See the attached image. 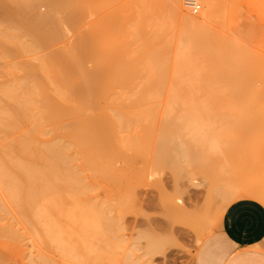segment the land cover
<instances>
[{"label": "bare ground", "instance_id": "obj_1", "mask_svg": "<svg viewBox=\"0 0 264 264\" xmlns=\"http://www.w3.org/2000/svg\"><path fill=\"white\" fill-rule=\"evenodd\" d=\"M201 1L205 8L204 17L215 22V26H218L219 28H217L221 29V32L219 30L218 32L216 27L217 32H214L215 30L213 31V28L209 26H199L186 36L184 35L179 43L173 45L169 37V27L156 25L153 32L148 35L145 34V36L142 35L141 29L153 22L151 9L152 11H154L153 8L161 9L166 7L167 3L171 4V9L182 19H188V14L183 10L181 0H0L2 16L0 18V44L13 46V50L15 49L14 51L17 53L13 52L15 55L38 56L42 48L46 49L49 44L62 38L64 28L72 29L71 31L74 30L80 35L84 31V26L86 29L89 28L88 34L80 36L76 40L77 42L66 50L57 51L58 53L55 52V54L47 55L44 58L39 55L42 59L38 57L40 60L37 59V62L27 63L25 61L27 63L25 65L27 76L23 81L0 85V103L3 104L0 105V107L3 106L0 108V132H4L5 137L10 139L6 144L0 143V190L7 194L5 196L8 197L11 205L15 206V211L17 210V213L28 221V227H33V233L46 244L48 241L52 242L60 254L72 260L73 264H95V261H101V257H98L100 252L99 256L102 254L103 260L110 256L107 245H105L106 250L108 249L106 255H109L104 257L103 249L96 250L95 248L92 253L91 246L85 243L87 240L84 241L85 236L88 235L90 239L94 232L93 236L98 235L97 232L101 235V225L97 224V220L100 223L101 219L100 210H97L98 206L92 203V198L88 195V192L89 194L94 192V188L84 184L83 177L80 175L81 171L82 174L84 170H87L85 173L89 171L88 177L91 174L93 176L100 174L106 182L112 183V181H108V178L112 176L107 170L111 161L104 155L103 146L105 144L112 143L119 151L120 143L133 144L134 146V143L139 141L142 144L141 138H145L143 141L146 142L150 134L152 136L157 135L155 139L157 142L154 140V144L156 143L155 150H163L166 147L164 150L167 151L168 147L162 145L163 148H161V144H166L168 138L170 142L174 138L175 130L179 129L178 127L181 128V125L186 121L183 118L180 121L175 120L173 117L175 114H166L170 117V121L171 118H174V123L171 121L169 124L168 120L165 121L168 117L166 115V118L162 119L167 124L166 127L163 126L166 124L160 121L164 129H168L169 125L174 124L172 127L175 129L170 126L175 131L173 134L167 133L170 129H161L163 134L167 133L166 136L164 134L166 139L160 133L162 138L158 139L160 141L157 140L160 136L159 126L161 125L157 126V130H159L157 134L148 131H146V135L127 133L132 127L145 125L147 129L146 125H153L154 117L151 116L150 111L154 109V105L156 106L161 101V95H169L170 97L176 94H199L200 96L201 94H217L222 87L229 92L240 91L243 88H251L252 86L249 85L253 79L264 80V39L258 42L257 49L256 47L253 48L256 50H252L250 46L245 45L246 41L243 40L245 35H237L241 30L237 32L238 28H233L234 30L231 28V24L234 26L235 23L240 22L235 21L238 17L233 10H230L228 6L219 9L216 0ZM41 3L48 8V11L42 12L43 14H40V11V13L36 12V7ZM92 16H94L93 21L87 24V19ZM230 20L232 22L229 24ZM245 22L249 23L247 20ZM240 26L239 28L243 27V24ZM125 39L127 41L123 43L122 40ZM240 39L245 42H241ZM95 48L100 49L95 50ZM90 60L95 64L92 71L86 68V62L89 63ZM10 66L12 65L10 64ZM168 69L181 74L180 76H183L182 79L184 80L176 88L163 91L158 89V85L165 82L164 78ZM142 70L145 71V77L141 76L143 75L141 74ZM111 72L122 74L125 77L124 85H116L111 78ZM139 74H141L140 77L145 78L141 84L147 86L145 89L132 90L131 86L139 85L136 83ZM36 75L41 78L38 79ZM153 75L157 77H150ZM252 90L256 96H264V85L260 88L252 87ZM189 95H184V98ZM181 98L172 99L173 101L171 98L167 99L169 103L177 104L182 102L183 97ZM188 101L191 102V106L193 103H195V107L198 106L197 100L188 99ZM188 101L185 99L184 103L182 102L183 105H187ZM164 103H167L170 110L174 105L172 104L170 107L166 100ZM182 103H180L181 106ZM206 105H204L205 107L201 106L204 111ZM174 110L177 113L176 109ZM93 111L94 113L97 112L98 115L95 119H90L91 115L89 116L88 112L93 113ZM186 113L188 115L189 111ZM198 114L196 117L199 118L200 115L198 116ZM194 119L196 121V118ZM194 121L191 120V122ZM186 124L188 125V123ZM192 124L190 123V126ZM187 125L183 126L188 127ZM183 130L182 133H185ZM135 131L137 132V130ZM142 131L144 133L143 129ZM169 134L173 137H167ZM180 134L177 136L180 137ZM187 134L185 135L187 136ZM152 138L150 136L148 141ZM182 139L184 140V138ZM177 145L180 146L179 143ZM133 146L130 148L139 149L138 145ZM195 146L197 145L195 144ZM162 150H160L164 152L162 154H165L166 151ZM183 150L185 149L183 148ZM168 154H170L169 151ZM171 157L168 158V161H171ZM186 159H183V162ZM100 161L104 163V166ZM163 163H165L164 160ZM110 178L112 179V177ZM93 180L96 181V179ZM124 183L122 184L124 185ZM88 187H91L92 191ZM85 195L88 201L84 200L83 196ZM65 199L72 201L73 205L71 209L64 212L62 204ZM172 202L174 203V201ZM175 205L179 208L176 202ZM175 205L172 204L169 212L176 213V209L178 213L187 212L184 210L185 207L182 210L181 205V208L176 207L174 211ZM65 208L68 207L65 206ZM180 209L182 212L178 211ZM173 216L174 214H172ZM60 219H65L72 224V233L66 231L67 227L64 229V226L59 225L58 222L60 221L58 220ZM203 221L201 223H204ZM106 222L107 224L104 226H109L107 218ZM55 223L59 226L55 227ZM186 223L188 224V221ZM194 227L195 225L192 229ZM200 228L199 231L201 232L196 238L197 242L200 241L201 236H204L202 233L206 234L207 231L211 230L205 231L202 225ZM207 228L209 227L207 226ZM203 230L204 232H202ZM209 232L211 233V231ZM172 240H175L174 237ZM171 241L170 243H173ZM145 255L147 256L146 253ZM92 257L95 260H92Z\"/></svg>", "mask_w": 264, "mask_h": 264}, {"label": "rangeland", "instance_id": "obj_2", "mask_svg": "<svg viewBox=\"0 0 264 264\" xmlns=\"http://www.w3.org/2000/svg\"><path fill=\"white\" fill-rule=\"evenodd\" d=\"M197 1H199L198 4L201 5L199 9L200 11L197 13H192L187 7H185L184 0H181L183 10L188 14V19H182L179 15H177L173 9H171L172 7L171 4L169 5V3H167L166 7L161 9L155 8L156 11L154 8V11L151 9L154 20H152L153 22L151 24L145 26L144 29H141L143 32L142 35L145 36V34H151L156 25L158 27L166 26L170 28L169 37L171 42L173 45H176V43H179V40L182 39L184 35L186 36L199 26H209L213 28V31L215 30L214 32H217L218 30L220 31L221 29H218L219 27L215 26V22H211L204 17V5L201 0ZM216 1L219 9L221 7L228 6L230 10H233L234 13H236V17H241L239 19H235V21H240L239 23H235L233 20L235 25L232 26L231 24V28H238L237 32L238 30H241L242 33H236L237 35H245L243 40L246 42L243 40L241 41V39L240 41L245 42L246 44H244L250 46L252 50H256L258 42L264 39V0ZM36 8V12H41L40 14L48 11L47 6L43 3H41ZM1 17L2 16L0 13V18ZM93 17L94 16L88 18L86 23L88 24L89 22L93 21ZM246 20L249 23L245 22ZM231 22L232 20L229 21V24ZM242 24L244 28L241 27ZM239 26L241 28H239ZM215 27H218L217 31ZM71 30L64 28L62 38L54 43L49 44L46 49L42 48L40 50L41 52L39 51L38 54L44 58L47 55L55 54L57 51L61 52L64 49L66 50L67 48L73 46L80 36L89 33V28L86 29L85 26L83 27L84 31L81 33L82 35L77 34L74 32V30ZM125 41H127V39L122 40L123 43ZM255 47L256 49H253ZM13 48L14 47L11 45L5 46L0 44V85H8L10 83H19L20 81H23L27 76L25 65L28 62H37L38 60L42 59L39 55H33V57L28 55H15L17 53L14 51L15 49L13 50ZM98 49L100 48H95V50ZM13 52H15V54ZM86 63L87 65H85L86 68H88L87 70H94L95 64H93L91 60L89 63ZM10 64L12 66H10ZM144 72L145 71L142 70L141 74L143 75L139 74V78L136 80V83L139 85L130 87L132 90L145 89L147 85L141 84V82L145 80V78H143L146 75ZM118 73L119 72H111V78L116 85H124L125 77ZM140 75L143 77H140ZM180 75L181 74L178 72L168 69L164 78L165 82L161 85H158V89L166 91L171 88H176L181 83V81L184 80L182 79L184 77H181ZM36 77H38V79L41 78L39 75H36ZM150 77L157 76L153 75ZM262 85H264V80L253 79L249 86L260 88ZM252 87L243 88L240 91L230 92L226 91V89L222 87L221 91L217 94H201V96L199 94H176L174 96L171 95L170 97L169 95H161V101L158 102L156 106L154 105V109H152L153 112L150 111L151 116L154 117V122H156H153L152 126H149L151 124L146 125L147 129L145 128V125L141 127H132L130 129L131 132L128 130L127 133L131 135H134V133L135 135H146V131H148L152 134H157V131L164 129L163 126H167L163 120L170 114L177 115H171L175 118V120H186L185 122L182 121L184 122V124H182L186 126L187 124L185 125V123H188V127L181 125L180 128L176 126L181 129L179 132L177 131L179 129L175 130L177 133L173 130L175 129L172 127L174 124L169 125L168 129L166 128L167 130L170 129L173 131L171 132L169 130L167 133L173 134L175 132L174 138L171 140L173 141L175 139L173 142H169V138L166 139L165 136L167 133H164V136L162 133L163 130H161V132L159 131V134H163L164 138L167 140L166 144H170L168 146L158 142L161 144V148H163L162 145L168 147L167 151L164 150L166 147L163 149L166 151L165 154H162L164 152L160 151L162 149L159 150L158 148L159 151L155 150L156 143L154 144V140L156 139L157 135L152 136L149 134L151 138L153 137L152 140L149 139L148 141V138L150 137L148 135V137L144 136L147 137L146 142L145 140L143 141L145 138H141L143 142L142 144H140L139 141L134 143L135 145L139 146L138 150L130 148L133 146V144L130 145L120 143L118 146L119 151L116 150V146L112 143H108L103 146L104 155L111 161V165L109 164V169L107 168V170L110 175L112 174V176H110L112 179L108 176L110 178H108V181L110 180L112 183L106 182L103 179L104 177L101 178L102 175L100 176V174H98L99 176L97 174L94 176L91 174L90 176L92 177L89 178V171L85 173L87 170H84L82 174V171H79L80 175L83 177L84 184H87V186H92V189L94 188V192L92 194H89L88 191L87 192L92 198V203H95V205L98 206L97 210H100L99 214L101 219H99L101 221L100 223L97 220V224L101 225V235H99V232H97L98 235L96 234V236H93L95 233L94 232L92 234L93 238H91L92 236L90 235L91 237L89 239V236L87 235V237L85 236L86 238L84 237V241H88L85 243L91 246V252L95 248L96 250L103 249L102 252L105 253L103 254L105 257L106 251L108 249L110 251L109 258L104 260L102 254L99 256L101 252L99 255L97 254L98 257H101V261H99L102 262L101 264H131L132 262V264H197L199 250L206 241L211 239V237H217L220 217L230 204L241 199H249L254 200L264 206V96H256L252 90ZM184 95L189 96L184 98ZM181 97H183V103L185 99L186 101H188V99L197 100L196 104H198V106L195 107V103H193L194 105L192 104L191 106V102L189 101V103L187 102V105H183L182 102L177 104L172 103L174 104L172 105L167 99H182ZM165 100L168 102L169 106H173H170L171 110L168 109L167 103H164ZM180 103H182L184 109H181L183 107L180 105ZM205 104L207 105L206 110L204 111V108L202 109V107ZM0 105L3 104L0 103ZM164 106L165 109L167 108V110L164 109ZM2 107L3 106L0 108ZM189 107H191L190 109L194 107L193 109H195L197 112L193 109L190 110ZM173 108L176 109L178 114L174 112L175 110ZM172 110L173 112H171ZM184 110L186 112L189 111V114L187 115ZM194 112H196V115H194ZM88 113L87 114L89 116L91 115L90 119H95L98 115V113H94V111L93 113ZM167 113L168 115H166ZM197 113H199L198 116L200 115L201 119L200 117H196ZM177 117H179V119H177ZM174 118H171L172 122L175 121L173 120ZM194 118H196V121H194ZM169 119L170 117L168 116L165 121L168 120V123L170 124L171 121ZM191 120L194 121L195 124L194 122H191ZM160 121L162 123L164 122L163 124L166 125L160 124ZM190 123L194 124L191 125L193 126L192 128H190ZM159 125H163L162 128ZM157 126L160 128L159 130H157ZM134 128L137 130V132L134 130ZM141 128L144 130V133ZM182 130L185 133H182ZM180 133L183 135L182 137ZM177 134H180V137L177 136ZM185 134H187L188 137ZM5 136L6 135H4V132H0L1 144H6L10 141V139ZM160 136L157 138V140L162 138V136ZM167 137L171 138L173 135L169 134ZM176 138H178L181 142ZM182 138H184V140ZM189 141H192L194 145H191L193 143H189ZM178 143L180 146L177 145ZM195 144L197 146H195ZM127 145L130 146L128 147ZM183 148L186 151L183 150ZM189 150L192 152L189 153ZM168 151L170 154H168ZM168 156H172V162L168 161V158H170ZM172 158L175 162L172 160ZM159 159L160 161L157 163ZM183 159L186 160L183 162ZM163 160L165 163H163ZM180 162L183 163L181 164ZM100 163H102V161H100ZM103 164L104 163H102V165ZM93 179H96V181ZM122 183H124V185ZM88 188L90 191H92L91 187ZM5 195L7 196V194H4V192L0 190V264H73L72 260L60 254L52 242L48 241L46 244L40 237L33 233V227H28V221L25 220V218L19 213H17V210L15 211V206L11 205L10 201H8V197ZM83 198L84 200L88 201L86 195L83 196ZM180 199L183 201V203ZM172 201H174V203ZM71 202L72 201L69 199L64 200V203L62 204V209L64 212L65 210L72 208L73 204ZM175 202L177 205H179V208L182 207V210L184 209L183 207H185L184 210H186L188 213H178L176 209L178 206L175 205ZM172 204L175 205L174 211L176 209V213H173V211L169 212L171 210L170 208H172ZM65 206L68 208H65ZM178 211H181V209ZM172 214L176 216L174 219ZM188 214L191 217L187 216ZM106 218L109 226H104V224H107ZM196 219L200 222L198 221V223ZM64 220L60 219L58 220L60 222H55H58L62 227L64 226V229L67 227V232H73V230H71L73 229L72 224L69 221ZM109 220L112 221V224L111 221L109 222ZM187 221L189 225L186 223ZM201 221L204 223H201ZM210 221L213 222L211 223ZM189 222L194 224L191 225ZM56 223L54 224L55 227L58 225ZM193 225H195L196 228H194L196 230L194 228L192 229ZM201 225L204 227L205 231L211 229L209 230L211 233L209 231H207L208 233L206 232V234L202 233L204 236H201L200 241L198 240L197 242L196 238L200 235L199 232L201 231L199 230L202 229L200 228ZM110 226L112 227L110 228ZM207 226L209 228H207ZM98 227L100 228V226ZM202 232H204V230ZM108 233L110 235L112 234L114 237L112 235L110 236ZM67 237L68 236L66 234V239ZM173 237L175 239L174 241L172 240ZM79 240H82V238H79ZM170 241L173 243L176 242L177 244L170 243ZM105 245L108 246L107 250ZM260 252L264 254V246ZM94 253L96 254V252ZM108 255L109 254L106 256L108 257ZM89 259L88 262H90ZM92 260L95 259L93 258ZM97 261L94 263L98 264L99 262Z\"/></svg>", "mask_w": 264, "mask_h": 264}, {"label": "crops", "instance_id": "obj_3", "mask_svg": "<svg viewBox=\"0 0 264 264\" xmlns=\"http://www.w3.org/2000/svg\"><path fill=\"white\" fill-rule=\"evenodd\" d=\"M264 206L241 199L220 217L217 237L199 250L197 264H264Z\"/></svg>", "mask_w": 264, "mask_h": 264}, {"label": "built area", "instance_id": "obj_4", "mask_svg": "<svg viewBox=\"0 0 264 264\" xmlns=\"http://www.w3.org/2000/svg\"><path fill=\"white\" fill-rule=\"evenodd\" d=\"M184 5L187 7L192 13H197L200 9V5L197 0H184Z\"/></svg>", "mask_w": 264, "mask_h": 264}]
</instances>
